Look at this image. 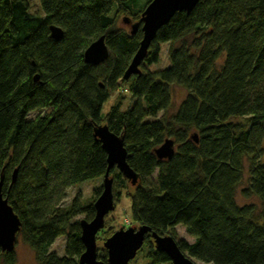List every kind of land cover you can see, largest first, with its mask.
<instances>
[{
	"label": "trees",
	"instance_id": "1",
	"mask_svg": "<svg viewBox=\"0 0 264 264\" xmlns=\"http://www.w3.org/2000/svg\"><path fill=\"white\" fill-rule=\"evenodd\" d=\"M139 1L38 0L36 15L27 0H0L1 193L18 215L16 236L35 264H78L85 247L74 218L91 220L94 201L64 199L68 187L106 171L107 155L93 133L106 124L123 138L138 176L128 194L129 227L147 225L175 239L174 227L182 225L193 242L178 246L190 258L264 264V0H199L190 12H175L151 40L140 74L125 79L142 32L141 25L127 30L118 15L139 20L151 0L136 7ZM50 25L62 30L60 39L49 36ZM100 36L108 56L92 65L83 52ZM163 43L169 66L151 70ZM173 85L186 97L168 113ZM123 89L131 105L117 103L103 114ZM32 111L39 113L31 118ZM166 138L174 154L159 159L153 150ZM110 176L120 191L127 188L116 168ZM241 186L258 208L236 201ZM101 191L94 189L95 198ZM60 236L59 256L49 248ZM141 248L150 264H171L149 235ZM0 264H18L15 249L0 250Z\"/></svg>",
	"mask_w": 264,
	"mask_h": 264
},
{
	"label": "water",
	"instance_id": "2",
	"mask_svg": "<svg viewBox=\"0 0 264 264\" xmlns=\"http://www.w3.org/2000/svg\"><path fill=\"white\" fill-rule=\"evenodd\" d=\"M198 1H149L141 13L139 22L131 25L130 32L132 33H135L139 25H141L142 37L138 49L123 74L125 79L130 78L131 74H140V63L147 55V49L151 44V40L158 32L157 30L166 24L175 12L183 10L190 12ZM49 31V36L54 39H60L62 37V30L55 25H50ZM107 54L108 48L104 43V36H100L91 42L83 52L84 61L92 65H96L107 59ZM93 133L102 144L107 155V169L102 175V191L93 202L94 216L91 220H86L85 218L79 220L80 240L85 249L79 257L78 264H127L136 256L138 249L144 244V239L147 235H149L155 249L159 252H164L168 256L171 264H196L184 251L180 250L178 241L171 234H158L156 231H152L151 227L147 225H139L137 228L127 227L126 229L120 228L115 230V233L106 238L102 243L107 255L105 262L98 259L96 235L98 230L104 226V217L110 211H114L115 207L112 188L113 178L110 177V170L116 168L132 186L137 183L138 176L127 164L126 149L121 136L109 131L106 124L96 127ZM191 138L197 142L196 134H192ZM153 153L159 159L171 158L174 154V141L166 138L163 144L155 147ZM16 173L17 170L14 169L11 179L12 182L15 180ZM2 178L3 175L0 177V250L12 251L15 249L16 233L19 231L21 225L18 215L13 212L10 204L7 203V199L1 193Z\"/></svg>",
	"mask_w": 264,
	"mask_h": 264
},
{
	"label": "rangeland",
	"instance_id": "3",
	"mask_svg": "<svg viewBox=\"0 0 264 264\" xmlns=\"http://www.w3.org/2000/svg\"><path fill=\"white\" fill-rule=\"evenodd\" d=\"M30 6V12L36 15L41 14V8L40 3H38V0H27ZM145 4L143 1H139L136 5V7H141ZM136 10V9H134ZM141 16V15H140ZM127 22H126V21ZM118 22L122 26H124L127 30L131 29V25L134 23H138L139 20H136L134 17V14H120L118 15ZM168 43H163L161 46V54L159 57V60L156 63H153L152 66L149 68L152 69H163L164 67L169 66V61L167 57V49H168ZM186 91L183 87L179 85H173L171 87V97H172V105L170 109L168 110V113H173L176 111L177 106L180 104L182 100L186 97ZM133 102V99L129 97V94L127 93L126 89L120 90L119 92L113 93L107 102L104 103L101 111L103 114H105L109 108V106L119 103L121 106V109H125L128 106L131 105ZM43 112V111H40ZM38 111H32L30 114V117L35 116ZM161 115V113L159 114ZM154 176H156L154 174ZM111 177V176H110ZM114 178V177H112ZM103 177L101 178H90V180L81 181L77 184L71 185L67 189V195L64 199V205L69 204L70 200L75 195H80V200H82V203H91V201H95L94 196V189L99 188L102 185ZM245 181V178L243 179V182ZM127 183L121 184L124 190L120 191L121 188H119V185L113 184L112 188L113 191H120L121 196L119 198L114 197V211H110L105 217H104V226L102 229L98 230L96 235V244H97V255H103L104 252H106L105 247H103V242L106 238L111 236L113 233H115V230L123 228L126 229L127 227L132 225L131 220V202L130 198L128 197V194L133 191V187L131 183L126 179ZM245 183V182H244ZM243 183V184H244ZM239 187L236 192V201L239 204H254L257 208L259 206L258 200H256L253 197L244 198L243 195L240 193ZM81 218H85L84 214L78 215L74 218V220H81ZM175 230V240H188L189 242H193L192 238L186 233V230L181 225H177L174 227ZM168 234V233H167ZM64 242L65 237L60 236L58 237L51 245L49 250L54 251L57 255H62L64 252ZM15 251L17 253V259L18 264H35V258L33 255L32 250L30 247L26 246L22 240L18 237L15 241ZM145 251L141 248L138 249L136 256L131 259L127 264H150L146 258ZM193 262L196 264H204L195 258H191Z\"/></svg>",
	"mask_w": 264,
	"mask_h": 264
}]
</instances>
